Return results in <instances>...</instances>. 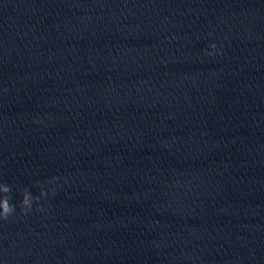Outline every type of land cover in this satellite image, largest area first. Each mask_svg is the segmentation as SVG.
<instances>
[{"label":"clouds","instance_id":"9594fccd","mask_svg":"<svg viewBox=\"0 0 264 264\" xmlns=\"http://www.w3.org/2000/svg\"><path fill=\"white\" fill-rule=\"evenodd\" d=\"M211 49L216 50V53H219L221 50L217 49V45L212 43L209 46ZM216 53L208 52L209 56L214 55ZM12 188L6 182H0V221H7L10 217L15 216L17 206H19L21 212L25 215L30 213L33 210L34 203L36 204V211L43 212L45 208L40 205L39 201L41 197H46L49 195L47 191H45L44 186L40 185V195L34 196L29 188L25 187L21 191V200L18 205L12 203ZM52 195H55V190H52Z\"/></svg>","mask_w":264,"mask_h":264}]
</instances>
